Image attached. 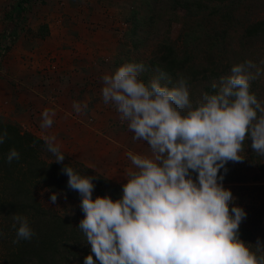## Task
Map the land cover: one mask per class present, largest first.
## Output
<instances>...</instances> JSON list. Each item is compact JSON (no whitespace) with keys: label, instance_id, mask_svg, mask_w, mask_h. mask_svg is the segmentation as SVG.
Wrapping results in <instances>:
<instances>
[{"label":"clouds","instance_id":"clouds-1","mask_svg":"<svg viewBox=\"0 0 264 264\" xmlns=\"http://www.w3.org/2000/svg\"><path fill=\"white\" fill-rule=\"evenodd\" d=\"M144 70L142 63H126L102 77V102L127 122L133 140L146 142L152 153H126L132 169L123 175L127 182L121 197L93 199L96 176L81 175L68 164L61 168L67 187L81 198L84 218L78 229L91 249L84 264H264V242L252 245L239 238L247 212L230 208L236 198L220 175L229 162L245 160L240 153L246 137L252 151L264 156V101L250 91L264 69L252 60L234 65L231 75L211 85L215 94L202 93L195 106L185 78L169 87L161 83L168 79L161 72L146 83L140 79ZM87 107L73 102L77 114ZM54 117V111L45 109L40 127L51 128ZM6 138L5 131L0 144ZM43 139L55 163L64 164L56 137ZM19 158L13 148L7 162ZM58 195H51V203ZM11 218L16 231L12 243L30 241L35 232L28 217L16 213Z\"/></svg>","mask_w":264,"mask_h":264},{"label":"trees","instance_id":"trees-1","mask_svg":"<svg viewBox=\"0 0 264 264\" xmlns=\"http://www.w3.org/2000/svg\"><path fill=\"white\" fill-rule=\"evenodd\" d=\"M35 1L16 0L5 12L0 38V64L23 34L29 37L19 29L24 30L26 14L31 11ZM158 1L143 0L141 6L148 8L147 16L141 14L140 6L129 12L131 26L127 33L128 43L122 45L113 62V74L126 63H142L145 70L140 73V79L146 83L163 72L168 79L162 80V84L172 87L180 78H185L191 88L208 72L201 68L197 59V49L201 44L206 46L207 54L214 57L209 64H214L234 40L242 47L254 42L264 43V20L249 21L241 31L238 29V0H167L168 3L162 6L169 14L168 27L173 23L183 24L182 45L173 39L170 30L165 35H159L151 56L145 59L142 50L148 48L154 37L160 15V10L155 13L152 10L153 3ZM207 12L210 16L219 17L218 24L213 27L204 25L202 18ZM29 33L35 40H43L49 36L50 30L48 24L41 23L36 32L31 30ZM263 87L258 81H254L250 87V91L261 101L264 100L258 88ZM206 92L215 94L211 86L206 88ZM5 131L7 138L0 144V233L4 234L0 236V264H31L33 260L38 264H84V258L91 254V249L78 229L79 225L74 226L68 218L43 207L36 197V191L47 188L80 198L77 192L67 187L68 177L61 174V168L67 164L81 175L98 178L93 181V199L98 196L119 199L122 186L66 156L64 164L55 163V157L46 151L42 138L0 116V134ZM34 142L35 147L32 146ZM250 145L251 140L246 137L244 151L240 153L245 160L226 165L227 172L222 169L220 175H224V187L230 189L236 198L230 208L242 207L247 212L246 219L240 225L239 238L246 244L255 245L258 239L264 242V156L253 152ZM13 148L19 152L20 158L9 164L7 155ZM16 213L28 217L35 232L30 241L12 243L16 231L12 228L11 215Z\"/></svg>","mask_w":264,"mask_h":264},{"label":"crops","instance_id":"crops-1","mask_svg":"<svg viewBox=\"0 0 264 264\" xmlns=\"http://www.w3.org/2000/svg\"><path fill=\"white\" fill-rule=\"evenodd\" d=\"M47 21L49 36L37 39L28 48L21 38L3 57L0 115L10 117L42 139L54 135L63 153L122 184L126 180L120 178L132 169L126 153L137 154L136 141L128 133L112 132L113 113L101 95L102 77L112 73L96 64L101 54L107 56L105 49L115 40L107 28L90 33L83 27L66 33ZM96 23L104 24L99 17ZM2 30L3 26L0 38ZM74 101L86 103V112L77 114ZM45 109L55 112L54 123L48 129L40 127Z\"/></svg>","mask_w":264,"mask_h":264},{"label":"rangeland","instance_id":"rangeland-1","mask_svg":"<svg viewBox=\"0 0 264 264\" xmlns=\"http://www.w3.org/2000/svg\"><path fill=\"white\" fill-rule=\"evenodd\" d=\"M14 1L16 0H0V31L2 26H4V14L9 5L14 3ZM142 2L143 0H113L109 4V0H36L31 11L26 14L27 22L24 30L19 29V31L28 34L29 37H26L24 34L22 36V41L28 48L32 45L30 43L36 41L32 38L29 31L33 30L36 32L41 23L44 22L47 24V20L52 22L57 31L62 29L66 33L83 29V27H86L90 33H95L103 28H107L106 31L111 33L110 35L115 41L112 42V46L105 49L108 53L107 56L101 54L102 56L100 55V58L96 60V64H99L102 67L104 66L107 69H111V73L113 74V62L115 61L122 45L128 43L127 33L131 26L129 22V12L133 11L136 6H140L141 14L143 16H147L149 14L148 8L146 6H144V8L141 6ZM166 3H168L167 0H159L158 2H154L152 5L153 12H159L160 10V15L157 19V25L155 26L156 32L153 34L154 37L151 38L148 48L142 50V56L145 59H148L151 56L156 45L155 43L159 39V35H165L170 30V35L173 39L177 40L180 46L182 45L181 35L183 24L173 23L170 28L168 27L169 14L164 11L166 10V7L162 6ZM238 5L240 10L237 13L239 19L237 21V26L240 31L248 24L249 21L257 22L264 20V0H238ZM97 17L101 18V21H103L104 24L96 23ZM202 21L207 27H213L215 24H218L219 17L210 16L207 12L204 14ZM234 36L237 35L234 34ZM200 46L201 47L197 49V59L201 68L203 70H207L208 72L206 77L199 80L195 86L190 88V99L194 106L200 100L202 93L206 92L207 87L211 86L214 82L218 83L221 77L231 75V68L234 65L242 63L245 60H252L258 67L264 69V65L260 64V61L264 60V43L254 42L253 44H248L246 47H242L236 40H234L232 46L228 47L226 51L224 50L222 57L220 59L216 58L214 64H209L210 59L214 58L213 55L207 54L205 45L201 44ZM46 59L48 58L46 57ZM251 71L254 72L255 70L253 69ZM254 81H258V84L264 85V75H261ZM254 81H252L251 84ZM258 91L260 92L261 99L264 100V87L258 88ZM108 109H111L113 113V118L111 119L110 124L112 132L116 133L118 131L134 135L128 130L127 122L122 123L120 121L115 109L110 105H108ZM2 117L6 121L17 123L11 120L8 116ZM135 146L137 154L151 157L152 153L146 142L136 141ZM63 154L75 163L85 165L83 162L76 159L74 160L65 153ZM228 164H234V162H229ZM105 178L112 181L108 177ZM120 180L126 179L122 176ZM126 182L127 181L124 183ZM113 183L118 186H122L124 184ZM53 193L59 194L55 204L50 201V197ZM36 197L43 207L68 218L74 226L79 225V222L84 218V213L79 207L80 198L51 191L47 188H38L36 191Z\"/></svg>","mask_w":264,"mask_h":264}]
</instances>
